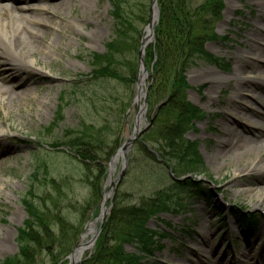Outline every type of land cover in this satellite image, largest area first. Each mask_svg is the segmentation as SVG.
<instances>
[{"label": "rangeland", "instance_id": "rangeland-1", "mask_svg": "<svg viewBox=\"0 0 264 264\" xmlns=\"http://www.w3.org/2000/svg\"><path fill=\"white\" fill-rule=\"evenodd\" d=\"M14 1L18 3L21 0ZM25 1L31 5L37 2ZM150 1L123 2L125 12H132L134 18L139 16L134 24L141 35L146 26L144 20L146 17L149 20ZM202 1L192 0L196 4ZM223 1L221 17L214 23L218 37L205 43V49L213 56L224 58L223 69L197 61L185 72L188 85L186 99L203 113L184 135L195 143L201 160L200 165H196V176L189 174L188 177L197 180L199 188L210 189L211 194L186 197L179 201L178 210L167 211L148 220L149 227L165 236L161 240L162 248L152 252L142 264H178L182 257L204 246V239L215 248L214 256L224 253L225 260L221 264H228V258L232 264H264V219L245 236L242 227L231 215L234 205H239L264 216L263 209L252 206L246 190L250 187L251 193L257 192L264 185V173L234 175L238 167L249 170L252 158H258L259 152H245L241 157L237 156L247 144L220 155L214 152L222 123L232 121L233 127L245 134L255 133L260 139L264 138V134H257L242 117L232 120L223 114L224 106L219 103L221 99L226 100L231 92L230 86L235 83L233 70L238 64L236 60L241 52L246 54V43L250 40L257 48L264 49V29L259 27L264 24V0ZM6 2L10 3L9 0ZM43 3L50 6L49 12L44 13L42 18L49 28L38 26L44 37L39 40V45L32 48L34 71L27 72L21 65L0 54V73L5 71L7 80L0 95V126L10 130L8 137L0 139V261L17 253L18 228L27 219L23 198L29 197L31 192L33 196L44 197L48 206H51L50 198L58 199L66 220L80 228L75 245L80 242L81 235L88 229L87 223L98 217L102 197L93 195L79 159L72 152L53 144L65 140L66 129L79 132L84 125L90 124L96 127L107 124L103 133L107 131L109 144L113 146L116 138L122 143L133 131L137 112L136 103H132L136 95V79L129 86L112 79L88 80L93 68L91 53L105 54L107 43L114 38L116 21L109 0H47ZM51 8H54L53 11ZM251 34L256 38L250 39ZM123 56L137 65L138 73V52L126 49ZM114 57L118 61L122 59L117 53ZM215 70L226 74V79L217 93L212 94L208 91L209 79L204 75ZM147 74L143 90L150 80L148 70ZM242 76L263 84L253 72H245ZM208 97L213 99L210 104ZM164 99V92L153 96L151 104H147L145 122ZM142 101L143 98L139 103ZM121 103L126 106L120 111ZM59 106L62 107L63 120L53 125ZM234 155L237 156L235 160L232 159ZM125 160L123 166L122 158L118 157L109 183L107 167V174L100 183L109 193L106 206L114 202L121 205L138 202L170 184L168 170L164 165L146 158L138 150L136 140L127 150ZM207 178L214 185L207 182ZM52 180L57 186H53ZM255 199L252 198L253 201ZM34 200L37 202V198ZM85 204L88 209L81 213L83 209L80 210V206ZM109 212L110 208L105 219ZM51 228L57 230L56 225ZM89 237L87 235L86 239ZM130 248L128 245L126 250ZM91 249H86L81 258ZM42 257L47 259L48 256L43 252Z\"/></svg>", "mask_w": 264, "mask_h": 264}, {"label": "trees", "instance_id": "trees-1", "mask_svg": "<svg viewBox=\"0 0 264 264\" xmlns=\"http://www.w3.org/2000/svg\"><path fill=\"white\" fill-rule=\"evenodd\" d=\"M109 2L116 21L114 38L107 43L105 54L91 53L93 68L88 80L112 79L129 86L136 79L137 65L123 55L126 49L138 52L142 35L134 22L139 16L134 18L132 12L124 11V0ZM157 6L159 17L154 28V41L144 53V63L151 75L147 101L150 105L153 96L159 92H164L165 101L155 111L152 125L137 140V146L146 158L164 165L171 181L168 186H162L138 202L126 205L111 203L109 215L91 251L79 264H142L152 252L162 248L161 240L165 236L149 227L148 220L158 214L178 210L179 201L186 197L206 194L195 179L188 177L189 174L196 176V165H200L201 160L195 143L184 135L203 113L186 99L188 85L185 72L197 61L223 69L224 58L213 56L205 49V43L218 37L214 23L221 17L224 1L203 0L196 4L192 0H157ZM147 22L146 17L144 23ZM116 53L121 56L120 61L114 57ZM125 106L122 105L120 111ZM62 120V107L59 106L53 125ZM104 128L107 124L100 127L84 125L79 132L68 128L65 140L53 144L72 152L79 159L94 196L101 195L100 183L107 174V161L120 144L116 138L114 143L111 142L113 146L110 145L107 131L103 133ZM52 183L57 186L54 180ZM50 204L46 205L44 197L33 196L32 192L29 197L23 198L27 219L18 228L17 253L5 257L0 264L67 262L66 257L76 243L80 228L66 220L58 199L50 198ZM81 209L83 213L88 208L85 204L80 206ZM233 211L245 233L255 228L258 220L263 218L257 214H243L238 207ZM52 225L57 226L56 231L52 230ZM128 245L131 248L126 250ZM43 252L47 254V259L42 257Z\"/></svg>", "mask_w": 264, "mask_h": 264}, {"label": "bare ground", "instance_id": "bare-ground-1", "mask_svg": "<svg viewBox=\"0 0 264 264\" xmlns=\"http://www.w3.org/2000/svg\"><path fill=\"white\" fill-rule=\"evenodd\" d=\"M44 1L37 0L35 4H28L27 1L21 0L16 3L14 0H0V54L7 56L12 62L21 65L27 72L34 71L32 65L34 64V52L32 48L34 45H39V40L44 37V32L38 29V26L49 28L46 21H42L43 14L49 12L50 6H45ZM58 2V3H62ZM16 3V4H15ZM56 3V4H58ZM54 6V4H52ZM54 8H51L53 11ZM4 14V16L2 15ZM264 29V24L259 25ZM256 36L251 34L250 39H255ZM248 50L246 54L237 58L238 64L233 70V78L235 83L230 86L231 92L227 99L219 100L222 104L223 114L227 117L237 118L242 117L254 127V131L259 134H264V49L257 48L250 40L246 43ZM264 47V46H263ZM30 57V58H29ZM30 59V60H28ZM7 65V64H6ZM8 67V66H6ZM245 72L255 73L258 80L262 79V83H255L247 80L242 75ZM5 71L0 73V95L3 91V83L6 82ZM204 77L209 79L208 91L210 93H217L226 79V74L219 73L218 71H209ZM1 98V97H0ZM3 99V98H2ZM1 99V101H2ZM213 101L212 97L207 98L208 104ZM232 122V121H231ZM222 123L220 127L219 139L215 151L217 154L227 153L231 149H238L239 146L247 144L244 150L239 151L237 156L241 157L245 152L257 151L259 152L258 158H252L249 170L236 168L234 175L239 177L244 174L260 172L264 173V138L260 139L254 134H245L244 131L233 127V123ZM10 131L8 127L0 126V139L8 137L7 132ZM239 147V148H241ZM217 155V156H219ZM233 156V160L237 158ZM246 190L250 195L252 206L257 209L264 210V185L254 193L252 189L247 187ZM252 198H256L254 201ZM89 226L87 235H89ZM87 235L84 239H86ZM204 246L193 250L185 257L178 261V264H221L225 260L224 253L219 256L215 255V248L211 246V242L204 239ZM85 248L80 249L81 255ZM78 253H76L77 255ZM243 256H246L245 254ZM209 258V259H207ZM232 264L230 259L226 261Z\"/></svg>", "mask_w": 264, "mask_h": 264}, {"label": "water", "instance_id": "water-1", "mask_svg": "<svg viewBox=\"0 0 264 264\" xmlns=\"http://www.w3.org/2000/svg\"><path fill=\"white\" fill-rule=\"evenodd\" d=\"M159 10L157 7V0H151L150 1V16L147 25L144 29V34L141 37L139 50H138V59H139V67H138V73L136 77V95L133 99L132 103H136L137 105V112L135 116L134 121V127L133 131L129 134V137L124 140L119 148L116 150V152L110 157L108 161V180L107 183L111 180V173L114 168V165L118 159V157L122 158L123 166L125 165V154L129 147L133 144V142L140 136L143 131H145L148 126L151 123V119L145 122V113L147 110V100H146V88L143 90L142 85L145 78L148 77L147 69L145 66V63L143 61L144 51L147 44L154 39V26L158 20ZM143 98L142 103H139L140 99ZM162 103V102H161ZM160 103V104H161ZM105 185L102 187V201L100 204V211L98 214L97 219H95L93 222H88L87 227H91V230L89 229V235L90 237L88 239H84L87 235V230L84 232L80 237V242L77 243L70 254L68 255V264H79L81 261V253L79 252L80 249L85 248L89 249L94 244L99 231L101 229V225L105 219V215L109 209V206L105 205L106 198L108 197L109 193L104 191ZM251 212V211H250ZM97 221L99 222L98 228L96 227ZM76 253H78L76 255Z\"/></svg>", "mask_w": 264, "mask_h": 264}]
</instances>
